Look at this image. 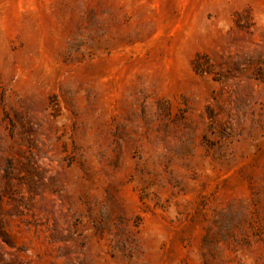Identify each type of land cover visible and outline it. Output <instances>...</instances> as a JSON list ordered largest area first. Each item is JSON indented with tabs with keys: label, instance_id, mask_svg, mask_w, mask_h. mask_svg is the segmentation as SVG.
Segmentation results:
<instances>
[{
	"label": "rangeland",
	"instance_id": "1",
	"mask_svg": "<svg viewBox=\"0 0 264 264\" xmlns=\"http://www.w3.org/2000/svg\"><path fill=\"white\" fill-rule=\"evenodd\" d=\"M0 264H264V0H0Z\"/></svg>",
	"mask_w": 264,
	"mask_h": 264
}]
</instances>
